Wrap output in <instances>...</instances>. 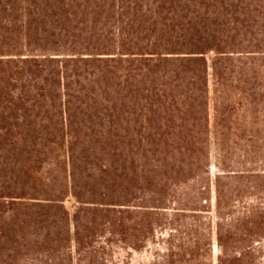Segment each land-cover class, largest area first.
I'll use <instances>...</instances> for the list:
<instances>
[{"label":"trees","instance_id":"obj_1","mask_svg":"<svg viewBox=\"0 0 264 264\" xmlns=\"http://www.w3.org/2000/svg\"><path fill=\"white\" fill-rule=\"evenodd\" d=\"M209 55L264 142V0H0V264H210L213 228L253 263L264 144L225 145Z\"/></svg>","mask_w":264,"mask_h":264},{"label":"rangeland","instance_id":"obj_2","mask_svg":"<svg viewBox=\"0 0 264 264\" xmlns=\"http://www.w3.org/2000/svg\"><path fill=\"white\" fill-rule=\"evenodd\" d=\"M208 89H209V100L211 107L216 104L220 106H232L236 110L232 112H226L225 116H223V121L216 125L217 128L221 130H230L232 132H239L238 138H229L225 141V145L229 146H237V147H247L249 145H261L264 144L263 140L258 138L260 134L262 136V125L260 122L259 114L257 115V120L255 118V110L251 107L247 106L246 100H244L242 95H238V91H245L247 89H253L255 86V82L250 77L243 78L238 77L237 68H217L218 72L223 74L221 76V80L218 83L212 80L211 76V59L212 55L208 57ZM241 78V79H240ZM264 90V85L261 86ZM215 91L216 94H213ZM242 103L244 108L238 105V103ZM222 109V108H221ZM210 115H212V110H210ZM213 126H215L213 124ZM210 177L213 181L214 177L218 174V170L215 167L216 164V151L214 146L213 139H210ZM211 198L213 200V187L211 192ZM213 204V203H212ZM67 208L71 209L74 207V203L71 200L66 202ZM211 259L210 264H216L218 250L216 247V236L215 229L212 230V240H211ZM256 249L252 253L254 259L252 260V264H264V239H261L257 246H254ZM151 250H141L139 253H133L129 257L131 258V264H149L152 261ZM123 254V253H121Z\"/></svg>","mask_w":264,"mask_h":264}]
</instances>
